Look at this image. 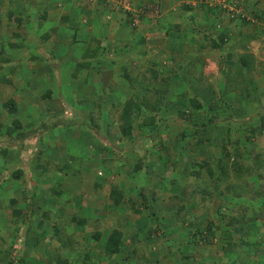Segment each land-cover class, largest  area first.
Here are the masks:
<instances>
[{"label": "crops", "instance_id": "crops-1", "mask_svg": "<svg viewBox=\"0 0 264 264\" xmlns=\"http://www.w3.org/2000/svg\"><path fill=\"white\" fill-rule=\"evenodd\" d=\"M222 1L0 0V195L5 194L0 264H207L210 245L209 251L221 252L219 264H264L259 256L256 262L236 261L243 250H237L238 243L229 245L236 249L223 245L215 230L202 240L198 256L197 237L190 235V228L205 222L226 229L223 214L250 205L244 196L254 195L250 188L260 189L254 207H264V152L237 150L259 139L255 147L264 151V74L255 72L264 58L254 44L264 34V0H255L251 10L259 21L254 39H247L248 30L240 31L243 18L226 21ZM152 5L158 6L155 12L141 11ZM181 33L182 43L174 38ZM250 44L254 56L246 58L242 51ZM231 48L241 53L233 60ZM213 52L221 56L214 55L216 64ZM217 77L219 89L213 84ZM256 81L261 88L251 86ZM45 83L54 87L42 89ZM156 83L166 85L160 95L149 92ZM180 89L183 95L176 98ZM190 92L206 97L205 105L219 101L218 107L201 110L202 123L195 115L176 116ZM171 96V102L164 101ZM133 98L139 103L131 104ZM128 103L133 117H168L153 123L136 119L123 135L119 118ZM15 113L28 120L12 118ZM24 125L29 128L21 130ZM50 125L55 131L49 134ZM194 127L202 135L211 133L210 140L191 141ZM189 142L211 157H218L220 147L231 154L227 161L252 159L255 171L242 182L248 188L222 185L212 196L211 211L198 207L196 191L192 197L185 193L188 200L178 205L182 179L197 170L189 162ZM214 150L217 156L211 155ZM182 157L188 162L180 169ZM96 163L105 174L92 172ZM208 179L199 170L198 194L209 189ZM171 197H176L173 206L166 201ZM218 207L222 215L215 213ZM254 210L246 215L258 237L264 226ZM159 215L165 220L154 221ZM256 240H250L251 250L258 248ZM117 242L114 252L106 250V244L115 248Z\"/></svg>", "mask_w": 264, "mask_h": 264}, {"label": "rangeland", "instance_id": "rangeland-1", "mask_svg": "<svg viewBox=\"0 0 264 264\" xmlns=\"http://www.w3.org/2000/svg\"><path fill=\"white\" fill-rule=\"evenodd\" d=\"M208 2H214L215 0H207ZM219 4H221L222 5V7H221V5H220V8H223L224 10H225V14H224V16L226 15V21L227 22H230V23H233V20H234V18H236L237 19V17L239 16L240 18H243L242 20H244L243 22H242V25H245V27L243 28V29H241L240 31L241 32H243V31H246V30H248V33L250 34L249 36H247V39H254V37H255V35H257L255 32L257 31V29H258V22L259 21H254L253 20V14H252V8L254 7L253 6V4H257V2L255 1V0H224V1H222V2H219ZM157 8H158V6L157 5H152L151 6V8L150 9H148V8H145V6L143 7V9L141 10L143 13H145V12H147V9L150 11V10H157ZM223 9H220V11L221 10H223ZM141 12V13H142ZM218 14L220 15V12L218 11ZM235 19V20H236ZM254 22H256V24L254 23ZM36 23L37 22H34V25H36ZM183 23H186V22H183ZM191 23H192V21H191ZM215 25V24H214ZM213 25V26H214ZM28 26H31L29 23H28ZM263 26V25H262ZM38 29L37 27H35L34 26V29ZM36 29H35V31H36ZM264 30V29H263ZM181 31H183V29H181ZM37 32V31H36ZM241 34V33H240ZM253 34H254V36H253ZM237 36H239V35H237ZM174 38H177L178 39V41L180 42V43H182L183 42V34L181 33L180 34V36H176V37H174ZM214 39H216L215 41H216V43H217V40H218V36H216V38H214ZM219 39H221V38H219ZM4 41V43L6 42V40H3ZM236 41H238V39L236 40L235 38H234V44H236ZM2 43V42H1ZM230 43H232L231 42V40H229L228 41V44L226 43V45L224 44L223 46H222V55L221 56H223V55H225L226 54V52H225V47L226 46H228ZM257 43L259 44L258 45V47H261V49H262V51L261 52H258L257 53V56H260V58H264V34L263 33H260L259 34V37L257 36V39L255 38V42H254V44L257 46ZM6 44V43H5ZM252 44V43H251ZM251 44H250V46H248L247 48L249 49V50H243L242 51V53H245L246 55H249V56H245L246 58H250V56H254L253 55V53L255 52V51H252V46H251ZM258 47H257V50L256 51H258ZM204 48H209V46H207V47H204ZM224 50V51H223ZM232 54H233V56H231L230 55V58H229V60H233V59H235V57H237V55L238 54H241V53H239L238 51H233L232 50V48H231V50L230 49H228ZM259 53H261V55H258ZM217 55V59H219L221 56H219L218 55V53H216V52H213V55H211L210 56V59H211V62L213 63V64H216V58H215V56L214 55ZM237 54V55H236ZM188 55V53H186L185 55L182 53L181 54V56H184V57H186ZM219 62V60L217 61V63ZM260 62H264V61H260ZM65 69H67V66L65 67ZM258 69V70H257ZM257 69H256V73H259V72H261V73H263L264 74V66H261V65H258L257 66ZM255 75V74H254ZM256 76V75H255ZM218 78L219 77H217L216 78V80H215V83H213L214 84V87L216 88V89H219V87H218ZM178 80H186L187 78L186 77H183V76H180L179 78H177ZM190 83V82H189ZM163 85L166 87V85L165 84H162V83H156V84H153V86L151 87V89L152 90H148L149 92H152V93H154L155 95H160V91L161 90H163L164 91V89H163ZM179 86H180V84H178ZM187 86V85H186ZM238 86H241L242 88H245L244 87V84L242 85V84H239ZM251 86H253L254 88L255 87H258V88H261L262 87V82H254L253 84H251ZM54 86L51 84V83H45V84H41V88L42 89H52ZM40 88V87H39ZM40 88V89H41ZM182 89V88H181ZM181 89H180V91H179V93H173L174 95L176 94V98L177 97H179L180 98V96L179 95H183V93L181 92ZM195 91H197V89H195ZM181 92V93H180ZM190 94V96L188 97V98H186L185 100H182V102L184 103L187 99L189 100L190 98H196V99H198L201 103H207L208 102V100L206 99V97H200L199 95H197L196 93L194 94V93H192V92H190L189 93ZM201 94H205L206 96L208 95L207 93H205L204 91H202V92H200V95ZM172 95V94H171ZM229 96H232V94L231 93H229ZM149 97V96H148ZM175 96H171V97H167V98H165L164 99V101L165 100H168V101H172V99L174 98ZM154 98V100H153V102L155 103V98L156 97H153ZM178 98V99H179ZM255 99V98H254ZM218 102V101H217ZM256 102V101H255ZM130 103L131 104H133V105H136V104H138L139 103V99H131L130 100ZM181 103V102H180ZM264 101L262 102V104L260 105V108H261V110H263V106H264ZM125 106V105H124ZM183 107V106H182ZM29 108H33V107H28V110H31V109H29ZM197 110V109H196ZM202 109H198L197 110V112H198V114H194V113H192L193 111L192 110H190V108H189V106L188 105H186L185 106V108H184V111L186 112V111H188V112H190L191 113V115H195V121H196V123H199L200 121L202 122V121H204V119H205V114L204 113H202V111H201ZM259 111V112H261L262 113V111ZM15 111V110H14ZM14 111H12V112H14ZM166 111H168V110H166ZM20 111H18L17 113H19ZM17 113H15V114H12L11 115V117L12 118H23L24 120H28L27 118H26V116L25 115H18ZM19 114H21V113H19ZM32 114H34V111H32ZM124 114H128V112L126 111ZM199 114H202V115H199ZM26 115H29V113H26ZM251 114H248L247 116H250ZM120 116V115H119ZM131 116V115H130ZM176 116H178V115H176ZM132 117V122H134L136 119L138 120V119H143V120H145V121H147V122H158L159 120L161 121L162 119H164V117H168V115H162V116H158V115H156V114H153V118L151 119V117L150 116H141V115H136V116H131ZM160 117L162 118V119H160ZM250 117H252V116H250ZM43 118H45V116H43ZM40 119H42V118H40ZM219 119V118H218ZM119 120H122V124H123V126L124 127H126L127 126V123H126V121H125V123H124V120H123V118L121 117V119L119 118ZM221 120V119H220ZM219 120V121H220ZM89 122V120H86V123H88ZM218 122V121H217ZM80 124H82V122H80ZM29 128V126L28 125H24V126H22V128H21V130H25V129H28ZM196 130L193 132V134H192V136H191V141H198V140H195V139H199V140H210V137H211V133H209V134H206V133H204L203 135L202 134H200V131L199 130H197V129H200L199 127H194ZM255 128V127H254ZM52 129H53V132L55 131V129H54V127L52 126V125H50L48 128H47V132L50 134V131H52ZM15 132V131H14ZM257 131H254V133L257 135V133H256ZM128 133H130V130L128 131V132H126L125 134L123 133V135H127ZM132 133H135V130H133L132 131ZM137 133V132H136ZM205 136H207V139H205ZM204 137V138H203ZM216 139H219V136H216L215 137ZM212 140H215L214 139V137H212ZM260 140H263V139H260ZM220 141V140H219ZM259 142V139H254L253 140V143L251 144L252 146H247V149H245V148H237V150H241V151H243V152H249V154L250 153H252V154H256V155H258V154H260V153H262V152H264L263 150H262V148L258 145V146H256L255 147V144L256 143H258ZM220 143V142H219ZM219 143L217 142V145H219ZM189 145H190V147H189V154H190V157L192 158L191 160H189V162H190V164L192 165V166H194L195 165V167L198 169V172H194V171H192V172H190V177L189 176H186L185 178H183L182 179V189H181V192H182V194H181V196L179 197V199H180V201H179V204L178 205H182V206H184L185 205V203H186V201L188 200V196L185 194V193H188V192H190L189 194V196L190 197H192V195H191V192H193V191H196V204H198V207H202V208H204V207H206L207 209H209L210 211H211V209L213 208V206L211 205V201L212 200H208L207 198H204V199H202L201 200V194H198V192H197V188H198V186H197V180H196V177H198V176H196V175H193V172H194V174L195 173H199V170L201 171V170H204L203 168H201L200 166L205 162V163H208V161H209V159H212V161H216V162H219L218 161V159L219 160H223L224 161V154L226 153L227 154V159L230 157V155L231 154H229V152H225V151H223V150H221V148L219 147L218 148V151H219V153H218V157H211V156H209L207 153H205L203 150H201V148H199L198 147V145H194L193 143H191V142H189L188 143ZM252 147H253V149H252ZM172 149V148H171ZM182 149H184V148H182ZM170 150V149H169ZM48 151V149H43V154H42V156L43 155H45V153ZM241 151H239V154L241 155L242 154V152ZM170 152H171V155L170 156H174V155H172L173 154V150H170ZM224 152V153H223ZM223 153V154H222ZM212 154H215L216 156H217V152L214 150L213 151V153L211 152V155ZM222 154V155H221ZM42 156H40V158H43ZM219 156H220V158H219ZM168 157H169V155H168ZM196 159L195 160V162H193V159ZM231 158V157H230ZM0 159H2V158H0ZM172 159H173V157H172ZM139 160V159H138ZM188 160V158H185V157H182V162L181 163H179V165H180V169H182V168H184L185 167V165L187 164L186 163V161ZM229 160V159H228ZM212 161H210V164H212ZM188 162V161H187ZM193 162V163H192ZM221 163H223L224 164V166H225V174L226 175H223L222 176V184L220 185V190H222V188H221V186L222 185H224L225 186V182H227L228 184H232V187L234 188H237V189H246V188H248V186H247V184H244V183H242L243 182V177L245 176V177H247L248 175H250V174H253L254 173V171H255V168H254V165H255V163H254V161L252 160V159H250V160H248V159H244V158H239L238 159V161H234V156H233V158H232V160L231 161H227L226 160V163H224V162H221ZM97 170H99V171H101L103 174H105L106 173V170H105V168H104V166L101 164V163H96L95 164V166L93 167V169H92V172H96ZM196 171V170H195ZM196 176V177H195ZM200 178V177H199ZM1 179V178H0ZM7 182V181H6ZM2 183H4V181H2ZM244 184V185H243ZM13 185H15V182H13ZM259 188V187H258ZM252 189V188H250L249 189V191L251 192V193H253L254 195H251V194H247V195H244V196H246V198H248L249 200H250V205H247L246 207L244 206V205H242L241 207V210H235V211H232L233 213H231V214H233V216H235L236 218H237V224H238V222H240V221H242V222H240L238 225H242V227H244V228H248L247 227V224L246 223H244V221L246 220V218H247V215H246V212H248V210L249 211H252V210H254L255 208H256V210H254V211H257L258 212V215H257V218L258 217H260V218H262V226H264V207L262 208H259L258 207V210H257V207H254V205H253V201L255 200V199H258L260 196H261V194L259 195L258 193H259V191H260V189ZM9 189L7 188V194L9 193ZM217 191H219V190H212V196H214V192H215V195H216V193H217ZM220 192V191H219ZM2 197L4 198L5 197V194L3 193V194H1L0 195V198L2 199ZM219 197H220V195H219ZM213 198V197H212ZM175 199H176V197H171V198H169V199H167L166 201H167V203H169V204H171L172 206H173V202L174 203H177V202H175ZM174 200V201H173ZM182 209H184L183 207H182ZM243 211H245V212H243ZM227 213H228V211H225V214H223V215H225V217H224V220L225 221H227L228 220V217L229 216H231V214L229 213V215H227ZM155 214V213H154ZM241 214H242V216L243 217H241ZM204 219H206L204 216H202ZM243 218V219H242ZM2 219L0 218V223L2 222L1 221ZM161 220H165V217H163V216H161V215H159L157 218H154V221H157V222H161ZM197 222V221H196ZM236 224V225H237ZM1 226H2V224H1ZM0 226V227H1ZM262 228H263V230H264V227H261L260 228V230H262ZM190 232H194L195 231V228L193 227V228H190ZM252 230V229H251ZM218 231H220V230H215V232L214 233H218ZM221 232V231H220ZM253 232V231H252ZM191 236H192V234H190ZM220 235V234H219ZM256 235L254 234L252 237H250L251 239L254 237L255 238V240H256V238H258L257 240H260V242L259 243H257L256 241H254V243H257V247L258 248H254V250H247L246 249V246H250L251 244H253V243H251L250 242V240L251 239H249V241L245 244L244 243V241L246 240V239H241V240H237V245H238V247H240V248H238L237 250H243L242 252H239V254H237V256H235V260L237 261V260H239L240 262L241 261H244V260H251V261H257L256 259H258V256H259V258H261V259H263L264 260V232L263 233H261L259 236H258V234H257V236L258 237H255ZM198 238H199V235L197 236V238H196V242H195V245H194V253L196 254H198V256H199V253H200V250H199V247L201 248V244H202V240L201 239H199L198 240ZM248 238V237H247ZM236 239H238V237H233V239H232V241H235ZM226 244V243H225ZM226 247L227 246H229V245H225ZM209 249H210V247H211V245H210V247L209 246H207ZM223 247L224 246H221L220 245V248L221 249H223ZM229 247H231V248H235L234 246H229ZM209 249L206 251V252H210V254L211 255H209L208 254V257L206 258V263L207 264H219L221 261H223V259L222 260H220V258H221V252L220 251H209ZM236 249V248H235ZM236 251V250H235ZM196 254V255H197ZM245 262V261H244ZM229 263V262H228ZM229 264H232V263H229Z\"/></svg>", "mask_w": 264, "mask_h": 264}, {"label": "trees", "instance_id": "trees-1", "mask_svg": "<svg viewBox=\"0 0 264 264\" xmlns=\"http://www.w3.org/2000/svg\"><path fill=\"white\" fill-rule=\"evenodd\" d=\"M147 11H149V10L147 9ZM151 11L152 10H150V12ZM153 12H155V10H153ZM241 57L243 58V56H241ZM186 105L189 106L190 110L202 109L203 111H205V110L210 111L212 108L219 106V104L216 101L205 105V104L201 103L196 98H190L189 100L187 99L184 103H182V106L185 107ZM129 106H130L129 103L125 106L126 111H128ZM178 116L179 117L181 116L184 119H190V118H192L193 115H191V113L188 111L184 112L183 110H180L178 113ZM150 117L152 119L153 115H151ZM122 118L124 120V123H125V120L127 123V128L123 126V128L121 129L122 133L125 134L126 132L129 131V128H130V125L132 122V117L130 116V114H124L122 116ZM210 119L211 118H209V121H211ZM200 123H202V122L200 121ZM223 159H224V161L219 160V159H218L219 162L212 161V164H210V162H208V163L204 162L200 166L201 168L204 169L206 176L210 178V179H208V183L211 182L210 183L211 185H208L209 186L208 190L203 189V193L201 194V199L207 198L210 201L212 199V190H214V189L219 190L220 189V185L222 184L221 178L223 175H226L225 174V166L223 163H221V162L226 163V160H227V154L226 153L224 154ZM195 172H198V169ZM195 175L198 176V173H195ZM223 187L225 190L226 188L232 187V184H228L227 182H225V186L223 185ZM219 209L220 208L218 207V209L215 213L218 215H222V213H220L221 210H219ZM241 217H243L242 214H241ZM236 222H237V218L235 216H229L228 220L225 221L224 226H223V227H226V229L221 228V226L218 224L211 226L210 222H205L204 227L196 228L195 231L193 233L190 232V234H192V237H197L199 235L198 240L199 239L203 240L205 237H207V235H209L208 233H211L213 230H220V231L223 230L220 232V236H219V239L222 241L223 245H225V243H226V245H235L237 243V240H241L242 238L246 239L244 241V243L246 244L249 241V239H251L250 237H252L254 235L252 233V230H251L250 220H247V218H246V220L244 221V223L247 224V227L249 226L248 228H244V227H242V225H238L242 221L238 222V224ZM114 233L117 234V232H114ZM232 236L238 237V239L231 242L230 237H232ZM117 237H118V234H117ZM113 238H110V239H113ZM110 246H111V244H109V243L106 244V250L108 252L110 251V253H112V252H114L115 249H118V247L120 246V243L117 242V244L115 245V248H110ZM251 248H252V244L250 246H246V249L249 251L251 250ZM224 264H229V263L227 262Z\"/></svg>", "mask_w": 264, "mask_h": 264}]
</instances>
